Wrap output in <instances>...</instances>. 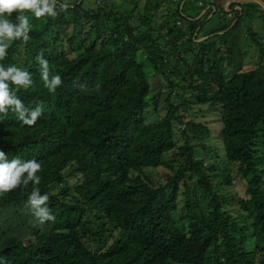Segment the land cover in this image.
I'll list each match as a JSON object with an SVG mask.
<instances>
[{"label":"trees","instance_id":"obj_1","mask_svg":"<svg viewBox=\"0 0 264 264\" xmlns=\"http://www.w3.org/2000/svg\"><path fill=\"white\" fill-rule=\"evenodd\" d=\"M67 2L56 17L25 13L30 39L0 61L31 73L17 96L44 109L31 127L0 113V150L42 164L39 185L0 194V264H264V77H254L264 32L241 33L244 16L264 8ZM53 21L74 33L56 39ZM41 53L63 80L55 92L41 79ZM190 103L216 112L214 127ZM33 187L49 195L54 220L33 216Z\"/></svg>","mask_w":264,"mask_h":264},{"label":"clouds","instance_id":"obj_2","mask_svg":"<svg viewBox=\"0 0 264 264\" xmlns=\"http://www.w3.org/2000/svg\"><path fill=\"white\" fill-rule=\"evenodd\" d=\"M228 2H256L264 8V2L261 0H247L243 2L228 0ZM70 6L73 5H70L67 0H0V61H3L7 57L8 49L12 42L21 40L23 43H27L30 39L29 32L32 26L29 16L25 13L30 11L37 19L44 16L56 17L58 15L57 8L60 11L67 12ZM235 8L242 10L240 5H236ZM13 13H19L15 17L16 22H13L9 18ZM254 19L258 22H242L241 28L242 25L246 27L245 31L241 30L244 36L247 34L249 37L261 31L259 27L261 19L259 17ZM248 22L251 23L250 26L252 25V29L248 28ZM231 27L233 25L229 28ZM51 30L56 39L69 37L75 31L69 24L58 23L56 21L52 22ZM235 31L237 32V30ZM36 60L40 65V74L44 87L49 92H55L63 83L61 76L59 74L50 76L49 62L43 57V53L38 55ZM254 77L257 80H261L264 77V66L254 74ZM32 84L33 80L29 71L15 65L6 67L3 63H0V113L7 115L8 111L11 110L16 115L18 121L21 122L22 126H34L38 118L43 114V105L38 104L35 108H29L17 96L19 89L23 88L27 90ZM179 126H182V130L185 128L183 123L177 126V131ZM41 170L42 164L35 158L21 160L17 157L9 160L5 151L0 150V194L10 192L21 186V184L26 187L29 182L34 186L39 185L41 177L37 173ZM25 173L27 174L26 176ZM48 200L49 195L47 193L41 195L39 189L33 187L31 195L28 198V204L30 205L33 216L40 224L55 219L47 206Z\"/></svg>","mask_w":264,"mask_h":264},{"label":"rangeland","instance_id":"obj_3","mask_svg":"<svg viewBox=\"0 0 264 264\" xmlns=\"http://www.w3.org/2000/svg\"><path fill=\"white\" fill-rule=\"evenodd\" d=\"M236 1H242L243 2V1H247V0H236ZM256 17H258V16H256ZM256 17H254V18H256ZM214 18H217V15H214ZM259 18L261 19V24H259V27L261 29V32H264V15L261 16V17H259ZM244 20L251 21L252 23L258 22L256 19H251V18H249L247 16H244ZM212 24H214V23H209L208 25H212ZM245 30H246V27L244 25H242V31H245ZM199 40H201V39H199ZM246 48L248 49L249 46H246ZM245 61L246 62L250 61V57L247 56L246 59H245ZM161 84H162V80H160L159 75L158 74H154L152 76V85H153V87L155 89H159L161 87ZM160 104L163 105V102H161ZM189 109H192V110H190L189 113H192V114L193 113L194 114L196 113V115H198V117L201 118L202 121L208 122V124L211 127H214V125L212 123H215V121H216V119L218 117L215 116L216 112H214V113L208 112V110H210L208 108V105H198V104L190 103L189 104ZM199 110H201V113L200 114L198 112ZM177 133H178L177 134L178 144L180 145L181 143L185 142V137L182 134V126H179L178 127ZM154 171H155V169H154ZM235 187H237V186L231 187V191L234 190ZM228 189H229V187H228Z\"/></svg>","mask_w":264,"mask_h":264}]
</instances>
